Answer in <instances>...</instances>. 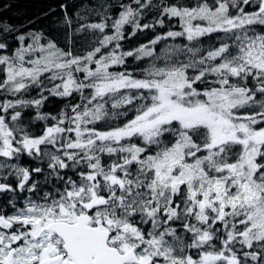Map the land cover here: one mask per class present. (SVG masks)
I'll return each instance as SVG.
<instances>
[{"label":"snow or ice","instance_id":"obj_1","mask_svg":"<svg viewBox=\"0 0 264 264\" xmlns=\"http://www.w3.org/2000/svg\"><path fill=\"white\" fill-rule=\"evenodd\" d=\"M118 7L59 0L63 40L0 22V264H264V0Z\"/></svg>","mask_w":264,"mask_h":264},{"label":"trees","instance_id":"obj_2","mask_svg":"<svg viewBox=\"0 0 264 264\" xmlns=\"http://www.w3.org/2000/svg\"><path fill=\"white\" fill-rule=\"evenodd\" d=\"M59 0H0V4H10V7L7 8V10H4L3 8H0V22L7 21L8 23L14 25L15 27H18L23 32H28L30 30H36L40 31L41 29H44L45 35H48L49 33H53L55 35H58L61 40H63V30L56 29L55 23H54V17L59 16L60 12L59 10L57 12L51 13L47 16H44V13H47L50 8L57 7V3ZM101 2V0H68V3L70 5L75 4L76 8L81 7L85 4H96ZM104 2L110 4L112 6V10L108 12V15H114L115 13L119 12V3L120 0H104ZM154 2H158V0H154ZM184 2H191L195 3V0H184ZM76 8H73L72 11L75 12ZM84 13H82L83 15ZM151 15L147 17L146 20H144V23H147L149 20H151ZM172 23L176 25L178 30V21L173 20ZM164 31L167 30V28L163 29ZM125 31V38H124V46L125 50H129L134 47H138L141 43H146L148 40L152 39V37L156 34V32L161 31L159 27L155 31L149 29L147 31H141L136 33L132 37H128L126 34L127 32L131 31L130 25H125L124 28ZM94 37L91 34H85V35H77L73 37V39L77 42V44L82 45L86 43L87 41L93 39ZM212 39H215L213 36ZM182 41V38H181ZM169 40H166L162 43H159L157 46V51H159L160 48L164 47L165 44L169 43ZM201 42L204 44L208 43V40L206 38H201ZM134 58L128 59L127 64L129 66L133 65ZM148 61L147 59H144L142 62H136L137 68H144L147 65ZM2 76V74H0ZM35 89H30L29 93H26V95H35L36 94ZM66 103V101L63 98L50 96L49 99L45 102V104L42 107L43 112H56L61 106H63ZM35 115L34 110L32 109H26L24 110V119L27 122L31 117ZM43 125V121H35L31 124V130H38ZM25 165H31L33 167L37 166L34 161H32L30 158L24 157L21 161ZM105 163H108L107 159L104 161ZM46 168V165H44ZM62 174H64L62 172ZM68 175H73L70 171L67 173ZM44 173H41L39 176H34L33 179H37L40 181L44 180ZM55 177L51 178V184L43 185L42 191L45 189H51L52 184H56ZM28 195L27 192L23 193L20 196V199L18 200V204L22 202L23 196ZM11 198V194H5L0 193V207H3L6 203V200ZM193 254H195L193 252Z\"/></svg>","mask_w":264,"mask_h":264},{"label":"rangeland","instance_id":"obj_3","mask_svg":"<svg viewBox=\"0 0 264 264\" xmlns=\"http://www.w3.org/2000/svg\"><path fill=\"white\" fill-rule=\"evenodd\" d=\"M18 206H22V202L18 204Z\"/></svg>","mask_w":264,"mask_h":264}]
</instances>
